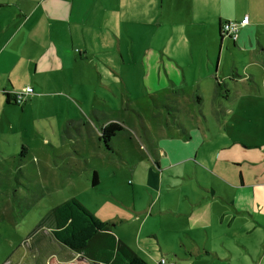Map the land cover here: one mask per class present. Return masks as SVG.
I'll return each instance as SVG.
<instances>
[{
  "label": "crops",
  "instance_id": "obj_1",
  "mask_svg": "<svg viewBox=\"0 0 264 264\" xmlns=\"http://www.w3.org/2000/svg\"><path fill=\"white\" fill-rule=\"evenodd\" d=\"M123 1L127 2L115 3L122 11ZM228 4L229 0L216 1L210 16L212 0H159V62L186 73V62L192 63L198 54L196 47L206 48L200 53L202 62L214 61L219 42L216 65H220L225 42L249 59L242 67L234 55L236 71L251 66L258 71L214 74L224 88L215 86L212 103H206L200 87L191 102L189 122L178 117L182 104L175 96L182 90L171 89V97L159 100L166 124L159 138H149L159 177L149 168L155 179L148 182L159 195L138 211L140 228L130 241L115 232L149 264H158L161 257L172 264H264V141L250 129L241 130L239 126L252 122L237 115L252 109L253 97L264 101V0L244 2L240 11L235 2L230 10ZM104 6L102 0H0V157L18 148L20 138L12 139L18 114L42 103L55 105L66 92H81L84 74L101 76L92 49L114 46L119 38L113 37L116 27L120 29L116 19L121 15ZM98 7L103 8L94 18ZM244 15L249 22L239 29L236 40L221 35L222 22L240 21ZM100 29L108 36H100ZM109 55L101 57L107 60ZM27 86L32 93L15 103L12 92ZM107 121L101 120V125Z\"/></svg>",
  "mask_w": 264,
  "mask_h": 264
},
{
  "label": "rangeland",
  "instance_id": "obj_2",
  "mask_svg": "<svg viewBox=\"0 0 264 264\" xmlns=\"http://www.w3.org/2000/svg\"><path fill=\"white\" fill-rule=\"evenodd\" d=\"M102 1L107 12L114 8L121 15L119 21L116 19L120 29L116 27L113 37L119 38L114 46L92 49L95 61L99 59L101 76L84 74L81 92H66L55 105L42 103L18 114L12 135L16 142L20 138L18 148L8 157H0V264H45L50 256L59 261L73 259L75 252L60 244L51 232L52 209L72 197L101 220H113L115 232L130 241L140 228L138 211L159 195V189L151 190L148 183L154 181L155 173L159 177L149 141L151 137L159 138L166 124L159 100L171 97V89L182 90L175 96L182 104L178 117L189 122L200 87L205 102L212 100L217 87L214 74L220 77L228 72L258 71L256 66L236 71L234 55L242 67L248 66L249 59L233 51L232 46L227 48L225 42L220 65H216L218 42L214 61L202 62L200 53L206 48L196 47L198 54L192 63L186 62L189 71H176L171 63L159 62V0L123 1L125 14L115 5L117 0ZM216 1L220 3L212 0L207 9L210 16ZM248 1L229 0L227 9L235 2V8L241 10ZM102 8H95L94 18ZM100 22L102 27V18ZM100 33L108 36L104 29ZM87 39L90 46L95 45L89 35ZM188 48L184 44V50ZM105 54L110 58L104 60L101 55ZM225 82L230 85L227 79ZM252 102V109L244 111L245 115L240 111L237 114L252 126L239 127L252 130L264 141V101L253 97ZM101 120L119 122L124 127L112 137V150H107L99 138ZM95 170L99 183L93 186L90 181ZM162 219L168 222L170 217L162 215ZM149 240L155 244L153 236ZM157 253L153 248L152 254Z\"/></svg>",
  "mask_w": 264,
  "mask_h": 264
},
{
  "label": "trees",
  "instance_id": "obj_3",
  "mask_svg": "<svg viewBox=\"0 0 264 264\" xmlns=\"http://www.w3.org/2000/svg\"><path fill=\"white\" fill-rule=\"evenodd\" d=\"M217 87L220 88L218 80ZM123 129V125L115 121H107L100 126L99 138L107 150H112V137ZM90 182L93 186L99 183L95 171ZM52 215L53 237L78 255L68 261L50 256L45 264H149L117 236L113 223L96 217L75 197L56 205Z\"/></svg>",
  "mask_w": 264,
  "mask_h": 264
},
{
  "label": "built area",
  "instance_id": "obj_4",
  "mask_svg": "<svg viewBox=\"0 0 264 264\" xmlns=\"http://www.w3.org/2000/svg\"><path fill=\"white\" fill-rule=\"evenodd\" d=\"M249 18L247 15H244L240 21H231L227 20L221 23L220 32L222 36L231 38L233 41L236 40L238 31L241 27L248 24ZM32 88L30 86L25 87L23 91H13L12 98L16 103H22L26 96L32 93ZM158 264H172L167 262L166 258L161 257L158 261Z\"/></svg>",
  "mask_w": 264,
  "mask_h": 264
},
{
  "label": "flooded vegetation",
  "instance_id": "obj_5",
  "mask_svg": "<svg viewBox=\"0 0 264 264\" xmlns=\"http://www.w3.org/2000/svg\"><path fill=\"white\" fill-rule=\"evenodd\" d=\"M16 103V102H15ZM19 104V103H18Z\"/></svg>",
  "mask_w": 264,
  "mask_h": 264
}]
</instances>
